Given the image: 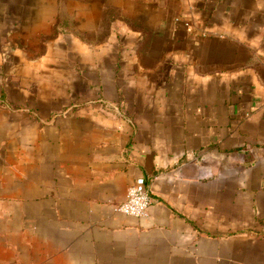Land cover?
Returning <instances> with one entry per match:
<instances>
[{
  "label": "crops",
  "instance_id": "0c3cea01",
  "mask_svg": "<svg viewBox=\"0 0 264 264\" xmlns=\"http://www.w3.org/2000/svg\"><path fill=\"white\" fill-rule=\"evenodd\" d=\"M0 264H264V0H0Z\"/></svg>",
  "mask_w": 264,
  "mask_h": 264
},
{
  "label": "built area",
  "instance_id": "2783aa9c",
  "mask_svg": "<svg viewBox=\"0 0 264 264\" xmlns=\"http://www.w3.org/2000/svg\"><path fill=\"white\" fill-rule=\"evenodd\" d=\"M152 203L150 185L145 178H140L128 189V197L125 202L116 207V211L125 215L144 217L149 214Z\"/></svg>",
  "mask_w": 264,
  "mask_h": 264
}]
</instances>
